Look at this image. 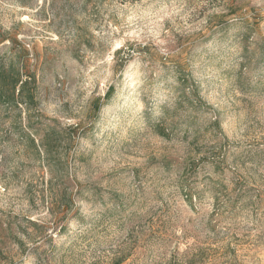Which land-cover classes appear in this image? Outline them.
Wrapping results in <instances>:
<instances>
[{"label":"rangeland","instance_id":"rangeland-1","mask_svg":"<svg viewBox=\"0 0 264 264\" xmlns=\"http://www.w3.org/2000/svg\"><path fill=\"white\" fill-rule=\"evenodd\" d=\"M0 34L34 92L0 264H264V0H0Z\"/></svg>","mask_w":264,"mask_h":264},{"label":"trees","instance_id":"trees-1","mask_svg":"<svg viewBox=\"0 0 264 264\" xmlns=\"http://www.w3.org/2000/svg\"><path fill=\"white\" fill-rule=\"evenodd\" d=\"M31 83L32 79L29 76L23 78L11 65L5 66L0 63V102L8 103L18 98L25 104V109H28L29 103L34 99V92L29 88ZM112 90L113 87H109L105 97H108Z\"/></svg>","mask_w":264,"mask_h":264}]
</instances>
